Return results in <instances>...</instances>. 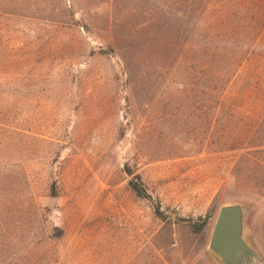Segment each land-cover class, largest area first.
<instances>
[{
    "label": "rangeland",
    "instance_id": "1",
    "mask_svg": "<svg viewBox=\"0 0 264 264\" xmlns=\"http://www.w3.org/2000/svg\"><path fill=\"white\" fill-rule=\"evenodd\" d=\"M258 26L264 0H0V264H220L231 204L264 264Z\"/></svg>",
    "mask_w": 264,
    "mask_h": 264
},
{
    "label": "water",
    "instance_id": "2",
    "mask_svg": "<svg viewBox=\"0 0 264 264\" xmlns=\"http://www.w3.org/2000/svg\"><path fill=\"white\" fill-rule=\"evenodd\" d=\"M246 207L239 204L224 205L212 231L209 250L220 264H253L255 250L246 237Z\"/></svg>",
    "mask_w": 264,
    "mask_h": 264
},
{
    "label": "trees",
    "instance_id": "3",
    "mask_svg": "<svg viewBox=\"0 0 264 264\" xmlns=\"http://www.w3.org/2000/svg\"><path fill=\"white\" fill-rule=\"evenodd\" d=\"M264 28V26H258V27H254L252 28L253 29V32L259 36L262 29ZM245 31V30H244ZM246 31H247V28H246ZM248 32V31H247ZM256 41V40H255ZM254 44V42H250L248 44H241L240 46H238V48H248V47H252ZM248 59V55H238V56H233L231 57V61H230V66L229 68L227 69V74L226 76H223V77H217V80L215 81V86L216 87H225V79H229L231 78V74L234 73H237V70L239 69V67L244 64V62ZM233 77V75H232ZM213 82V81H212ZM224 82V84H222ZM211 83V82H209ZM216 99V98H215ZM223 99V98H222ZM264 129V120H262L261 122H256L255 125L253 126V128L251 129L250 131V138H248L247 140L249 142H252V141H256L258 140L259 141V138L262 134V130ZM254 145V144H253ZM264 147L263 144H258V146H256V148H262ZM253 148V147H252ZM133 190L139 195V197H145V190L143 187H139L138 185L136 184H133ZM156 214L157 216L161 219V220H164V216L163 214L160 212V210L158 209L156 211ZM204 227L207 229L208 225H204Z\"/></svg>",
    "mask_w": 264,
    "mask_h": 264
}]
</instances>
